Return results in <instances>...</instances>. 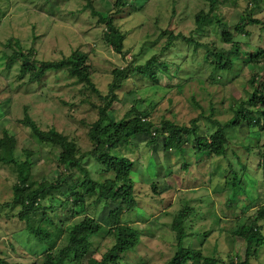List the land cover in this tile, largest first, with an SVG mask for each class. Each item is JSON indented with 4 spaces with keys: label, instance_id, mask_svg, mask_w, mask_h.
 I'll return each instance as SVG.
<instances>
[{
    "label": "rangeland",
    "instance_id": "rangeland-1",
    "mask_svg": "<svg viewBox=\"0 0 264 264\" xmlns=\"http://www.w3.org/2000/svg\"><path fill=\"white\" fill-rule=\"evenodd\" d=\"M114 1L93 0V6L100 15L108 17L115 11ZM251 1L219 0L213 14L230 25L236 34L238 31L234 27L247 20L246 9L247 5L252 7ZM135 9L140 11L136 13ZM208 10L209 3L205 0L129 1L122 13L114 14V23L124 35L125 50L128 51L125 58L107 43L105 33L109 34V27L105 22H100L99 16L93 15L91 9L86 8L85 0H0V74L6 77L2 82L3 87L9 82V87L13 89V92H0V137L6 131L17 139L15 156L18 161L26 158L25 151H34L29 158L32 180L38 184L47 181L56 183L59 177L68 174V168L58 161L62 151L60 147L48 144L38 146L31 129L20 122L25 109H29L43 129L54 126L66 134L68 140L76 145V155L85 157L96 146L88 132L91 124L98 119L99 107L104 101L97 93L76 84L75 79L63 70L49 72L43 82L26 83L28 77L23 80L19 78L18 64L14 62L7 67L3 53L9 54L11 50L3 43L12 37L19 38L26 48L34 49L41 60H59L77 48L89 52L94 70L93 81L102 95L109 92L114 69L124 68L130 63H145L157 53L159 61H168L166 69L162 64H157L158 84L152 85L143 78L129 79L118 91V98L109 109L112 120L119 122L133 106L143 111L157 101L158 109L154 117L158 122L166 117L178 125L190 126L192 120L201 117L198 122L199 135L210 141L217 125L210 122L208 117L222 122L229 120L233 115L232 107L254 90L249 83L253 74H261L258 85L264 93V64H250L252 55L260 53L261 47H264V31L257 24L250 28L253 34L236 36L239 41L236 48L240 53L231 54L235 69L231 72H214L211 63L213 56H203V41H215L217 47L227 50L235 49V46L224 41L221 27L216 38L212 27L198 29L197 15ZM255 16L264 23V1L257 8ZM164 29L175 34L182 33L192 41L180 39L164 49L168 39ZM180 66L181 70L178 69ZM245 103L254 108L252 103ZM260 107L258 115L264 120V103ZM225 132L228 137L226 157H217L209 152L197 153L191 141L181 149L177 145L166 148L163 138L152 146L151 138L143 134L133 136L129 143L110 151L113 155L126 156L134 161L131 178L136 183L140 207L127 213L124 218L133 219L131 225L144 235L139 247L131 251L126 259H120L119 264H140L145 257L149 264H162L160 261L169 260L177 251L176 232L170 228V224L174 214L186 204L196 210L192 217H201L192 219L191 230L198 236L186 239V246L200 247L207 238L204 245L206 253L212 252L211 249L218 244L224 255L233 249L241 255L245 254V241L237 238L232 242L228 232L220 233L221 230H218L219 226L233 228L247 220V216L238 218L233 215L234 208L228 204L230 192L225 184L234 177L227 171L230 170L228 162L232 161L239 171L243 185L244 194L235 196L236 206L242 209L249 204L248 200L256 207L263 205V159L260 152L264 149L261 147L264 131L244 122L239 127L226 126ZM82 165L89 169L94 179L104 180L107 177V174H102L103 167L97 166L91 157H86ZM84 177L85 171L75 168L70 176L64 177L61 191L68 192L69 185L83 181ZM16 180L14 167L0 163V204L7 203L13 197L12 185ZM153 184L160 190L158 194L152 191ZM60 194L56 193L57 196ZM62 200L49 196L45 203L47 207L58 205L55 211L49 210L56 222L51 236L57 242L67 225L83 219V216L74 217L71 206L63 207ZM117 206L112 202L109 209L105 208V215L108 216L110 209ZM256 207L250 209L247 215L254 212ZM24 228L25 223L14 216L13 210H0V256L6 257L2 251H7L11 264H33L36 256L32 254L42 252L39 242ZM262 228L264 233V224ZM212 229V234L205 236L207 232L203 231ZM100 239L96 242L99 248L97 256L105 253L113 243L111 236ZM84 262L87 263L88 258ZM252 263L264 264V247L258 258L252 259Z\"/></svg>",
    "mask_w": 264,
    "mask_h": 264
},
{
    "label": "trees",
    "instance_id": "trees-1",
    "mask_svg": "<svg viewBox=\"0 0 264 264\" xmlns=\"http://www.w3.org/2000/svg\"><path fill=\"white\" fill-rule=\"evenodd\" d=\"M85 1L86 8L91 9L93 15H98L99 21L105 22L109 27V34L105 33L107 43L117 53L122 54L126 58L128 51L125 50L124 35L114 23V14L122 13L131 0H115V11H112L113 14L108 17L96 12L93 0ZM205 1L209 3V10L197 15L196 24L198 29L212 27L214 30L213 36L216 38L219 33V27H221L224 41L235 46V49L219 48L215 41L209 42L207 39L203 41L202 45V49H205L203 56L206 54L208 57L210 55L213 56L212 60L214 61H211V63L214 67V72H231L236 66L231 54L240 53L239 49L236 48L239 44L236 36L247 37V35L253 34V30L250 28L257 24H259L261 31H264L263 20L255 16L257 8L264 0L251 1L252 7L247 5L248 15L245 17L247 20L236 24L234 27L238 31L236 34L230 25L213 14L219 0ZM135 11L138 13L140 10L135 9ZM164 34L168 38L164 49L170 48L180 39L192 41L191 38L188 39L182 33L175 34V32L164 29ZM3 46L11 50L9 54L3 53L7 67L9 68L14 62L18 64L20 67L19 78L23 80L28 77L26 83L43 82L49 72L63 70L68 72V76L75 79L76 84L83 85L91 92L97 93L104 101V104L99 107L98 119L91 124L88 132L96 146L88 151L85 157L76 155V145L68 140L66 134L54 126L47 130L43 129L31 116L29 109H25V114L20 119V122L31 129L38 146L42 147L48 144L58 146L62 150L58 161L68 168V174L59 177L56 183L47 181L38 184L32 180L29 158L34 151H25L26 158L18 161L15 156L17 139L6 131L0 137V163L6 166H13L17 174V180L12 185L13 197L7 203L0 204V210H13L14 216L19 218L22 223H25L24 230H28V234L35 237L41 245L42 252L32 254L36 256V261L33 264H119L120 259H126L131 251H135L139 247L144 236L142 231L131 225L134 222L133 219L126 220L124 218L127 213L137 211L140 207L136 194V183L131 178L134 161L126 156L120 157L110 152L119 145L129 143L133 136L143 134L150 137L152 146L163 138L168 149H171L174 145L179 146L181 149L191 141L197 153L209 152L217 157H226L228 151L226 126L239 127L244 122H247L249 126L258 127L259 130L264 131V120L258 115L261 109L260 104L264 103L263 89L258 85V79L261 76L259 72L253 74L249 82L251 86H254V90L248 92L237 105L232 107L233 115L229 120L222 122L208 117L210 122L217 125V130L212 131L211 140L209 141L199 135L200 127L198 122L201 117L192 120V125L190 126L178 125L164 116V119L158 122L154 117V113L158 109L157 101H153L143 111H139L133 106L122 120L119 122L112 120L109 109L118 98V91L129 79L136 77L142 80L143 78L151 82L152 85L158 84L157 64H162L163 68L166 69L168 68V61H159L160 57L157 53L153 54L145 63L137 65L130 63L124 68L117 67L114 69L109 92L106 95H102L100 89L93 81L94 70L92 68L91 55L81 48L73 50L70 55L64 56L59 60H41L35 55L36 51L32 48H26L23 45V41L19 38L12 37L6 43H3ZM251 58L250 64H264V47H261L260 53L252 55ZM247 65L249 66V63ZM178 69L181 70V66ZM5 80L6 77L0 74V92H13V89L9 87V82L3 87L2 82ZM245 102L252 103L254 108L248 107ZM261 147L264 148V143ZM260 153L263 159L262 170L264 179V149ZM86 157H91L95 160L97 166L103 167L102 174H107L104 180L94 179L89 173V169L83 167L82 162ZM228 163L230 164V170L227 171L234 176L232 180L226 181L225 184L227 191L230 192L228 204L230 208H234L233 215L238 218L247 216V220L243 225L233 228L219 226L218 230H221L220 233L223 231L228 232L232 236V242L237 238L245 241V254L241 255L233 249L224 255L219 250L218 244L211 249L212 252L206 253L204 245L207 242V238L201 242L200 247L186 246V239L198 236L197 233L191 230L192 219L201 218L199 216L192 217L193 213L196 214V210L186 204L183 209L174 214L170 224V228L176 232L177 251L169 260L160 261L161 263L163 262L162 264H191L193 262H202L203 264H253L252 259L258 258L259 252L264 247V233L262 230L264 223H261L264 220V204L256 207V204L254 205L252 201L248 200L249 204L246 207L240 209L236 206L237 201L234 199L235 196L244 194L243 185L239 171L234 167L232 161ZM183 167L186 168L187 165L184 164ZM75 168H81L85 171L83 181L69 185L68 192L61 191L64 177L70 176ZM211 179L213 181V176ZM152 188L154 193L158 194L160 192L156 184H153ZM56 193L61 194L57 196ZM49 196L57 197L60 200L66 198V200H62L61 205L63 207L71 206V212L74 217L83 216L80 222L69 224L63 229V234L58 241L61 244L60 246L51 236L56 222L49 211H55L58 205L47 207L45 203ZM112 202L117 203L118 206L115 209H110L107 216L104 210L105 208L109 209ZM254 206L256 207L254 212L247 215ZM101 207L103 208L101 209ZM217 221L221 222L220 219H217ZM203 232H207L205 236H208V233L212 234L213 229ZM102 236H111L113 243L108 246L105 253L97 256L99 248L96 246V242ZM2 253L6 257L0 256V264H11L8 259L11 256L8 252L2 251ZM86 258H88L87 263L84 262ZM147 260V257L142 258L140 264H149V260ZM15 264H21V262H16Z\"/></svg>",
    "mask_w": 264,
    "mask_h": 264
}]
</instances>
